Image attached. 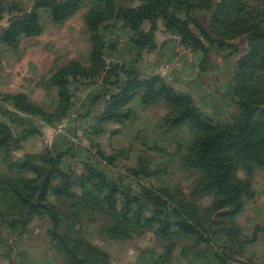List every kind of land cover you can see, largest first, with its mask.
I'll return each mask as SVG.
<instances>
[{
	"label": "rangeland",
	"instance_id": "obj_1",
	"mask_svg": "<svg viewBox=\"0 0 264 264\" xmlns=\"http://www.w3.org/2000/svg\"><path fill=\"white\" fill-rule=\"evenodd\" d=\"M0 1V264H264V0H170L194 37L160 15L142 48L159 0ZM218 133L241 208L191 163Z\"/></svg>",
	"mask_w": 264,
	"mask_h": 264
},
{
	"label": "trees",
	"instance_id": "obj_2",
	"mask_svg": "<svg viewBox=\"0 0 264 264\" xmlns=\"http://www.w3.org/2000/svg\"><path fill=\"white\" fill-rule=\"evenodd\" d=\"M50 5L48 6L50 8V13L52 14L53 18L57 20V18L61 17L63 18L67 14L71 13L75 8H78L81 4L86 2L87 0H49ZM188 5H191L194 3V0H184ZM170 0H159L158 3V8L156 11H153L152 14H145V13H140L136 12L137 16L140 18L139 23L144 21V20H151V28L149 29L147 35L143 36L140 39H137L135 41V44L138 48H142L143 43L148 40V37L152 35V33L156 29V17L162 15L167 22L169 21L170 23H180L182 29L185 31V39L187 40L190 36H192L194 33L190 28L184 25V22L180 21L178 18H176L174 15L169 13L168 10V4ZM143 10V9H142ZM4 11V5L2 1H0V18L1 15ZM134 10H130L128 12H131ZM124 11V15H125ZM60 18V19H61ZM108 18L105 16L101 20H95L94 22L89 23L90 30L92 31L93 38L96 39L98 35L95 36V31L98 29V25L100 26L105 23L104 21L107 20ZM103 22V23H101ZM101 23V24H100ZM18 25V24H16ZM41 29V22L39 21V16L38 14L33 11L31 14L28 15L27 19L23 21L19 26H14L7 30L6 32L11 33V38L12 39H17L21 34H31L35 31L38 30V32ZM6 33V34H7ZM18 36V37H17ZM17 37V38H16ZM194 37V35H193ZM196 38V37H195ZM198 43L201 42L199 38H196ZM187 43V42H186ZM105 47L104 44H101V51L102 48ZM97 53H100L98 45L96 46ZM99 51V52H98ZM121 69L127 73L129 76L134 74L132 70H127L125 66H121ZM113 84H120V81L116 80L112 82ZM131 82H127L123 87L122 90L119 94H116L111 97L116 101L122 102V103H127L133 98L136 94L135 89L137 88L135 85L131 86ZM170 90V87H168ZM169 94H171V91H169ZM172 97V95H170ZM144 98H149L147 96V92L144 93ZM167 98L171 101V98L167 96ZM166 98V99H167ZM176 98V97H175ZM245 109V114H248ZM228 130H224L220 132V134H227ZM220 135L219 133L217 135H211V136H204L201 138L198 143H197V148H196V154L195 157L191 160V163L194 166H199V165H205V164H211L213 167V182L212 184H215L219 189H221L224 193L228 194V199L232 200L235 202L236 207L241 208V202L238 198V193H237V186L236 184H233L232 181L230 180V174L233 168V162L230 157L227 155L222 154L221 152V145H220ZM251 151H254V149ZM49 184H47L48 186ZM239 187V186H238ZM54 215L58 216L59 213L54 212ZM83 246L87 247L88 253H92L95 251V249L90 245V243L86 242L84 239H81V242ZM77 245V244H76ZM70 249V247H69ZM75 258H78V255L76 253H73ZM86 264V262H85Z\"/></svg>",
	"mask_w": 264,
	"mask_h": 264
}]
</instances>
